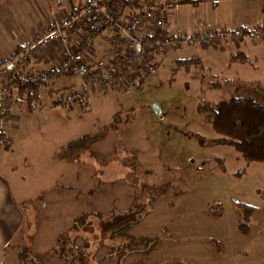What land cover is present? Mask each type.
Segmentation results:
<instances>
[{"label":"rangeland","instance_id":"1","mask_svg":"<svg viewBox=\"0 0 264 264\" xmlns=\"http://www.w3.org/2000/svg\"><path fill=\"white\" fill-rule=\"evenodd\" d=\"M149 1L165 3L171 14L181 9L174 0ZM209 8L196 5L188 16L201 12L208 21ZM247 33L230 36L240 42L251 38ZM261 43L250 49L248 62L223 55L220 66L169 55L140 87H97L89 106L58 102L66 90L90 84L62 75L54 95L43 97V110L29 114L20 129L35 132L36 150L27 159L19 146L3 158L15 166L2 170L25 214L16 264H115L113 250L126 238L113 237L116 228L108 226L130 208H143L131 233L153 237L155 247L128 254L123 264H264V162L219 143L199 110L203 100L232 95L231 87H209L212 81L239 76L264 83ZM85 134L101 137L72 150L70 141ZM92 211L106 221L91 215L89 225L70 230L79 215ZM61 237L66 258L58 252Z\"/></svg>","mask_w":264,"mask_h":264},{"label":"crops","instance_id":"2","mask_svg":"<svg viewBox=\"0 0 264 264\" xmlns=\"http://www.w3.org/2000/svg\"><path fill=\"white\" fill-rule=\"evenodd\" d=\"M85 1L0 0V68L14 52L26 50L38 43L37 48L33 50L34 52L30 55L29 59L21 65V67H25L22 70H24V73L46 72L49 74L48 83L40 87V92L37 96L32 100L28 96L25 97V100L16 101L15 99L11 103L6 117H1L0 115V125L13 139V145L10 147L3 149L0 145V264L17 263L20 256L18 250L20 237L21 240L24 237L21 230L23 232L25 222L24 211L20 204H18L12 185L2 170L6 169L8 172L14 169L15 166L9 165L10 163L6 164L3 158L8 156L7 154L9 153L15 154L19 146L21 147L20 151L22 155L27 159L36 150L37 139L35 132L20 131V129L23 127V123L29 121L26 119L29 114H34L40 109L43 110V97H52L54 92L58 90L57 85L61 82L60 78L62 75L56 73V67L64 56L63 44L56 39L39 44V40L55 28L58 19L62 15L74 13ZM148 1L116 0L112 4V9L117 13L118 18L128 19L132 12L142 9ZM159 4L168 8L165 3ZM189 5L193 7L204 5L205 8H209L207 7L209 5L210 11L208 14H210V20L205 21L206 18L203 17V13L201 12L197 16L191 13L193 17L189 18L188 13L193 8L188 7ZM180 6L181 9L175 7V12L173 13L172 11V14L171 10H169V17L166 22V29L178 35L190 34L214 27L223 30H232L237 27L251 29L258 24L264 14V0H201L198 3H186L180 4ZM255 18L256 20H253ZM208 24L215 26L208 27ZM114 34V29L102 30L95 33L94 45L88 59L91 67L97 68L111 62L114 55L112 41ZM83 35L84 32L80 28L75 30L72 34V42L82 40ZM262 41L264 40L257 41L254 38H246L238 42L236 39H232L230 35H224L215 44H196L179 48V50L173 49L164 55V57L160 56L158 63L162 64L169 55H172L182 62L200 59L208 66H214V64L220 66L223 55H228L232 62H237L236 60H232V56L240 51L248 55V60H244L248 62L252 56L250 54L252 50L250 49L261 46ZM261 57H264V54H259L258 58ZM134 72L140 77L143 76V70H139V72L134 70ZM74 75L84 77L81 74ZM1 78L2 76H0V80ZM144 81L145 78L142 79L143 83ZM97 87L100 86L87 84L80 87L88 92L83 106H89L91 94L102 89ZM90 90L92 91L91 93ZM60 101L64 103V97L58 100V102Z\"/></svg>","mask_w":264,"mask_h":264},{"label":"built area","instance_id":"3","mask_svg":"<svg viewBox=\"0 0 264 264\" xmlns=\"http://www.w3.org/2000/svg\"><path fill=\"white\" fill-rule=\"evenodd\" d=\"M116 0H86L72 14L62 15L55 28L46 33L39 44L56 39L64 46V56L56 67L58 75L81 74L90 84L100 87L107 85H122L126 87H140L142 79L149 73L159 69L158 58L173 49L184 48L196 44L215 43L224 35H241L242 27L232 30L210 28L190 34H176L166 29L169 17L168 8L159 3L148 1L142 9L132 12L128 19H120L112 4ZM83 30L82 40L72 42L75 30ZM114 29L112 36L114 55L107 65L93 68L89 64V57L94 45V35L97 31ZM248 37L264 38V22L249 29ZM38 43L26 50L14 52L0 68V115L6 117L10 105L16 97L13 84L17 78L21 65L34 52ZM135 71L143 70L140 77ZM145 75V76H144ZM25 82L46 84L49 74L22 73ZM86 91L82 88H70L64 93V103L73 106L85 102ZM0 145L10 147L13 139L0 125Z\"/></svg>","mask_w":264,"mask_h":264},{"label":"trees","instance_id":"4","mask_svg":"<svg viewBox=\"0 0 264 264\" xmlns=\"http://www.w3.org/2000/svg\"><path fill=\"white\" fill-rule=\"evenodd\" d=\"M200 1L175 0L173 3L186 4L198 3ZM242 28L246 33L249 31L247 27ZM232 60H248V55L240 51L232 56ZM24 68L23 66L21 67L13 84V93L15 94L16 101L25 100L26 96L32 100L39 94L40 87L43 85L38 82L23 81L22 73L24 70L22 69ZM209 87H231L232 90V95L229 99L218 102L203 100L199 105V110L207 115L213 129L219 135L218 142L234 146L247 160L264 162V103L259 99L261 97L264 98V83L259 79L248 80L238 77L212 81ZM82 104H84V101ZM100 137L101 134L94 136L85 134L79 139L70 141L69 146L72 150L75 147L86 148L90 143L99 140ZM219 209L222 212V209ZM139 210H143V208L125 210L122 217L108 226V228H116L113 229V237L126 238L123 246L116 247L113 250L118 255V260L115 264H123V260L126 259L128 254L137 250H142L145 254H148L155 247V239L153 237L131 233L133 226L140 222L137 216ZM91 215L99 216L103 222L106 221L100 212H87L79 215L70 230L79 231L83 226L89 225V217ZM241 226L245 231L249 228L248 223L244 221L241 222ZM58 243L60 244L58 246L59 255L66 258L67 247L65 246L66 242L64 238L61 237ZM21 255L24 256L25 254L21 253ZM66 260L69 263L68 258Z\"/></svg>","mask_w":264,"mask_h":264}]
</instances>
